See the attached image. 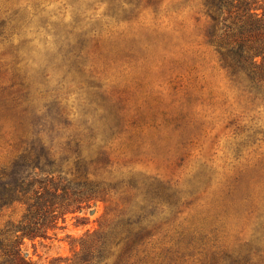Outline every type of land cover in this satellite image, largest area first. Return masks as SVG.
<instances>
[{"label":"rangeland","instance_id":"374dc122","mask_svg":"<svg viewBox=\"0 0 264 264\" xmlns=\"http://www.w3.org/2000/svg\"><path fill=\"white\" fill-rule=\"evenodd\" d=\"M209 24L204 0H0V172L37 134L70 177L83 161L115 184L24 238L29 262L69 264L86 233L146 205L152 233L127 264H264V81L230 74ZM22 211L0 210V239Z\"/></svg>","mask_w":264,"mask_h":264},{"label":"trees","instance_id":"16d2710c","mask_svg":"<svg viewBox=\"0 0 264 264\" xmlns=\"http://www.w3.org/2000/svg\"><path fill=\"white\" fill-rule=\"evenodd\" d=\"M260 2L264 0H204L210 19L206 35L216 47L220 61L232 76L245 71L252 81H264V5ZM35 135L23 142L22 151L0 172V210L16 203L23 205L19 219L6 223V237L0 239V252L8 264H34L21 252L24 238L48 236L67 214H75L96 201H109L110 192L115 189V184L90 178L83 161L75 162L73 177L67 175L62 167L63 160L68 159L55 157L51 147ZM78 149V140L72 147L68 143L70 153H77ZM150 199L152 203L153 198ZM155 210L154 206L143 205L137 212L122 211L115 223L86 233L81 250L73 254L69 264H91L102 259L112 241L122 245L113 264H127L125 260L133 250L151 235L147 220ZM117 235L121 237L116 238ZM64 261L68 264V259L61 258L49 264Z\"/></svg>","mask_w":264,"mask_h":264}]
</instances>
